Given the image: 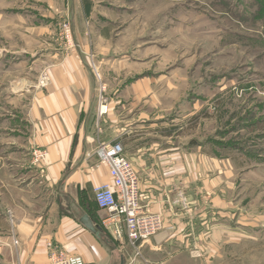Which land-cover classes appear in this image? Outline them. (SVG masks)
I'll return each mask as SVG.
<instances>
[{
    "label": "rangeland",
    "instance_id": "374dc122",
    "mask_svg": "<svg viewBox=\"0 0 264 264\" xmlns=\"http://www.w3.org/2000/svg\"><path fill=\"white\" fill-rule=\"evenodd\" d=\"M91 1V18L74 26L62 1L0 0V132L26 121L77 42L89 45L100 128L111 106L143 114L183 153L226 162L227 225H211L171 264H264V0Z\"/></svg>",
    "mask_w": 264,
    "mask_h": 264
},
{
    "label": "crops",
    "instance_id": "0c3cea01",
    "mask_svg": "<svg viewBox=\"0 0 264 264\" xmlns=\"http://www.w3.org/2000/svg\"><path fill=\"white\" fill-rule=\"evenodd\" d=\"M59 1L74 26L78 17L91 18L95 11L91 0ZM91 49L77 42L71 55L50 69V84L32 97L26 121L0 132L5 135L0 138V264H49L48 242L85 264H171L210 234L211 225L226 226L232 214L225 198V161L183 153L173 144L176 139L156 132V118L143 114L134 120L111 106L100 128ZM21 125L28 134L19 133ZM118 131L138 172L144 210L164 219L163 230L138 248L127 237L114 238L104 225L107 213L95 202V189L111 183L96 151ZM36 148L48 152L43 174L28 157Z\"/></svg>",
    "mask_w": 264,
    "mask_h": 264
},
{
    "label": "built area",
    "instance_id": "2783aa9c",
    "mask_svg": "<svg viewBox=\"0 0 264 264\" xmlns=\"http://www.w3.org/2000/svg\"><path fill=\"white\" fill-rule=\"evenodd\" d=\"M68 31L70 35L69 26ZM107 112V102L100 97L99 117ZM96 156L100 163L107 165L111 178V183L95 189V202L107 213L104 225L112 229L116 240L127 237L132 246L142 245L163 230L162 215L144 210L138 172L126 156L122 143L114 140L102 142ZM47 157V150L36 149L33 152V165L42 174ZM2 244L0 233V247ZM14 244H17L16 240ZM47 249L49 264H85L82 257L68 254L53 242L47 243Z\"/></svg>",
    "mask_w": 264,
    "mask_h": 264
}]
</instances>
